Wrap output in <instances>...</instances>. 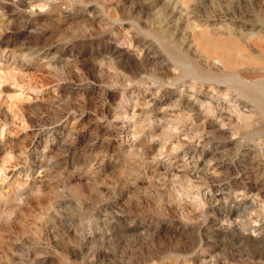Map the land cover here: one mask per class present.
<instances>
[{"label":"rangeland","instance_id":"rangeland-1","mask_svg":"<svg viewBox=\"0 0 264 264\" xmlns=\"http://www.w3.org/2000/svg\"><path fill=\"white\" fill-rule=\"evenodd\" d=\"M0 264H264V0H0Z\"/></svg>","mask_w":264,"mask_h":264},{"label":"bare ground","instance_id":"bare-ground-1","mask_svg":"<svg viewBox=\"0 0 264 264\" xmlns=\"http://www.w3.org/2000/svg\"><path fill=\"white\" fill-rule=\"evenodd\" d=\"M219 48V47H218ZM221 53H223L222 51H221Z\"/></svg>","mask_w":264,"mask_h":264}]
</instances>
